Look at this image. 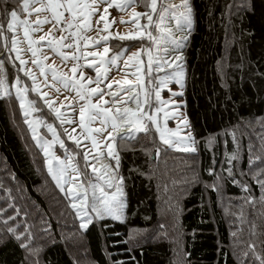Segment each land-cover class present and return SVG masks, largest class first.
<instances>
[{
	"label": "trees",
	"instance_id": "16d2710c",
	"mask_svg": "<svg viewBox=\"0 0 264 264\" xmlns=\"http://www.w3.org/2000/svg\"><path fill=\"white\" fill-rule=\"evenodd\" d=\"M22 1L0 2V13L5 7L19 10ZM164 1L157 0L154 17ZM150 2L135 0L136 8L141 4L140 10L150 12ZM188 4L191 30L181 49L180 100L198 153L185 156L186 179L177 170L180 153L166 149L153 130L118 136L123 218L94 219L82 231L68 194L44 168L18 101L5 95L0 264H174L177 247L185 264H264V174L257 169L264 162V0ZM181 9L174 8L175 15ZM9 19L0 14L3 51ZM255 117L258 123H252ZM153 153L158 157L152 159ZM216 180L222 190L210 187ZM221 197L236 205L227 215Z\"/></svg>",
	"mask_w": 264,
	"mask_h": 264
},
{
	"label": "rangeland",
	"instance_id": "374dc122",
	"mask_svg": "<svg viewBox=\"0 0 264 264\" xmlns=\"http://www.w3.org/2000/svg\"><path fill=\"white\" fill-rule=\"evenodd\" d=\"M58 2L65 3V0H58ZM76 2L93 4V0H76ZM182 2L183 0H165L155 17L150 8V12L140 10L141 1L138 10L135 0H108V3H96L94 7L97 10L86 20L81 13L87 14L92 11L91 8L75 9L77 13L75 17L61 8L57 11L64 12V15L57 24L52 10L47 7L49 0H36L34 3L30 0L27 11L17 10L16 21H12L9 16L8 23H13V28L9 29L7 23L6 31L10 34L3 42L5 50L3 51V47L1 49L0 46V98L11 95L18 101L19 111L25 119L30 137L35 140L43 155L44 168L59 190L68 194L69 208L76 216L77 222L79 221L82 231L86 230L94 219L108 217L117 222L122 220L125 195L122 191V182L120 178H117L114 146L118 136L130 139L143 132L136 131V128L140 126L137 123L138 119L148 129L153 130L166 149L177 150L180 153L177 170L183 178L187 177V170L185 172L182 170L189 160L186 157L191 158L198 153L180 100L185 74L184 55L181 49L191 30V24L180 13L173 15L174 7L171 6L181 5ZM108 4L113 6L109 7ZM35 8L44 10L36 12L33 11ZM165 8L168 11L165 12ZM181 8V13H185L186 10ZM136 13L151 15L152 22L149 23L146 16H137ZM161 16H163L162 22ZM45 18L48 20L47 23H36L38 19ZM68 22L73 25L71 29L67 27ZM84 24L89 26L85 27ZM25 29L28 30V36L24 34ZM33 29L37 30L33 31ZM161 29L170 30V32L161 31ZM148 33H151L155 39H149ZM42 36L45 37L44 40L40 39ZM61 37L67 39L61 40ZM104 37H107L106 41ZM121 37L124 38L121 39ZM65 43L72 44V47H63ZM105 48L109 49L107 53ZM61 53L68 59H64ZM118 53L119 58L113 61L112 57ZM136 53L138 55H133ZM73 56L78 59H72ZM7 62L12 72L10 81L5 69ZM89 65L95 67H89ZM73 67H76L75 74L72 72ZM97 68L100 70L99 88L103 90L104 95L102 99L99 93L93 95L91 102L99 103L102 108L109 109L110 117L107 124L101 123L103 116L89 122L88 115L98 109H86V128L82 131L79 126V111L86 101L80 100L71 86L65 87L60 80H54L52 69L70 81L73 78L80 80L86 88H96ZM81 73L83 80H81ZM89 78L92 81L91 84L88 83ZM109 84L111 88L108 87ZM17 89L20 91L18 92ZM157 92H159V99L156 96ZM44 93H47V97L43 95ZM46 99L54 102L52 108L45 103ZM56 109L60 110V116H57ZM125 109H129L136 115L132 116L129 113L125 117ZM149 115L154 117L155 123L147 119ZM112 116L116 117L119 127L116 132H113V139H106L107 132L112 131ZM125 118L131 123H125ZM61 120H71L74 123L61 124ZM252 121V123H258L257 117ZM263 122L264 120L260 121L261 126ZM48 125L55 129L57 137H53L52 132L48 131ZM258 125L255 126L256 130ZM98 127L106 128L107 131L102 134L87 131L88 128ZM73 128L76 129L73 135L80 141L79 145L64 133L65 129L71 132ZM161 131L164 132V138L170 140L171 144H165L160 139ZM189 136L191 139H188ZM92 138L96 139L99 147L93 146ZM60 141H63V147ZM107 143L112 145L111 150L114 156L108 155L109 149L105 146ZM193 147L196 149L195 152L184 150ZM45 148L48 149L47 154ZM156 156L158 157V154L153 153L152 159ZM60 161L64 163L61 164ZM259 164L257 169L264 170V162ZM93 167L96 171H93ZM54 175L59 178V183ZM109 184L112 187H109ZM117 186L120 188L119 192ZM210 187L222 190L219 181ZM101 189L105 194L104 199L113 211L111 213L101 211L98 215L92 211V206L95 203L98 209L101 208ZM224 199L225 197H221L219 202L224 206L223 214L227 215L236 205L232 198ZM73 204L76 207H73ZM173 259L174 264H185L179 247L176 248Z\"/></svg>",
	"mask_w": 264,
	"mask_h": 264
},
{
	"label": "snow or ice",
	"instance_id": "6c2138e0",
	"mask_svg": "<svg viewBox=\"0 0 264 264\" xmlns=\"http://www.w3.org/2000/svg\"><path fill=\"white\" fill-rule=\"evenodd\" d=\"M0 2H2L4 5H7L9 0H0ZM31 2H36V0H31ZM96 3H108V0H93V4H80L78 2H76V0H65V3H60L58 2H53V0H49V3L47 4V7L50 8L52 10V13H53V18L56 20L57 24L60 23L63 15H64V12H60V11H57L58 9H61L63 8L65 11L69 12L72 14L73 17L76 16V12L74 11L75 9H79V8H83V9H89L91 8L92 11L91 12H88L87 14L85 13H81V15H84L85 16V20L87 19L88 16L92 15L95 13V11L97 10L94 5ZM29 6H30V0H23V2L20 4V7H19V10L20 11H27L29 9ZM109 7L113 6L112 4H108ZM117 7H120V5H116ZM147 7H149L151 9L152 12H156L157 10V0H151V3L147 5ZM171 7H183L186 12L185 13H181L182 16H184V18L187 20V22L189 24H191V8L187 2V0H183L182 4L181 5H172ZM44 9L43 8H35L33 9V11H36V12H39V11H43ZM105 11H107V9H105ZM164 11H168L167 8L164 9ZM2 15H4L5 17L7 16H10L12 21H16L17 18H18V14H17V10L15 8H12V9H8L7 7L3 8L2 10V13H0ZM135 15L137 16H140V15H144L147 17L149 23L152 22V16L151 15H148L147 13H144V14H140V13H136ZM173 15H175V13H173ZM163 21V16H161V22ZM48 20L47 18H45L44 20H37L36 23L37 24H44V23H47ZM121 22H124V21H121ZM179 23V20L177 21ZM22 23H27V21H22ZM0 26H2V24H0ZM8 28L9 29H12L13 28V23H8ZM83 26L85 27H88L89 25L87 24H84ZM67 27L69 29H71L73 27L72 23L71 22H68L67 24ZM37 29H33V31H35ZM161 31H169L170 30H166V29H161ZM25 36H28V30L25 29ZM73 35H75V33H73ZM124 37H121V39H123ZM148 38L149 39H155L154 37H152L151 33H148ZM41 40H44L45 37L42 36L40 37ZM67 39L66 37H61V40H65ZM105 41L107 40V37H104L103 38ZM56 43H59L60 41H55ZM63 47H72V44H63ZM109 51V49L105 48V52L107 53ZM35 55V53H33ZM62 57L64 59H68L67 56H64L63 53H61ZM133 55H138V53L136 54H133ZM119 58V53L116 55V56H113L112 57V60L113 61H116L117 59ZM72 59H78V57L76 56H73ZM129 59H131V57H129ZM177 59H180V57H177ZM89 67H95L94 65H89ZM53 71V79L54 80H60L65 87H69L71 86L73 89H75V91L77 92V95L79 96V99L80 100H83V101H86V104L84 106H82L80 108V111H79V116H80V120H79V126L81 128V130L83 131L85 128H86V124H85V111L86 109H98L97 111H95L94 113H90L88 115V121L91 122L93 120H96L97 118L103 116L104 119L101 120V123L102 124H107L108 123V119L110 117V110L107 109V108H102L99 103L97 104H93L91 102V97L93 95H96L97 93L100 94L101 96V99L103 98V90L99 88V75H100V70L99 68L96 69L97 71V81H96V84H97V87L96 88H86L85 84L84 83H81L80 80H76V79H72L71 81L67 78V77H64L62 75H58L56 70L55 69H52ZM107 71V70H106ZM72 72L73 74L76 73V67H73L72 68ZM42 74H43V70H42ZM81 80H83V74L81 73ZM88 83L91 84L92 81L91 79L89 78L88 80ZM116 83H119V82H116ZM126 83H130V82H127ZM109 88H111V84L108 85ZM17 91L19 92L20 89H17ZM7 94V93H5ZM45 97H47V93H44L43 94ZM113 95H115V93H113ZM174 95H178V93H174ZM156 96H157V99H159V92L156 93ZM45 103L48 105L49 108H52L53 107V103L52 101H48L47 99L45 100ZM105 103H107L105 101ZM119 111V110H117ZM129 113L132 115V116H135L136 113L134 112H131L129 109H125V117H127L129 115ZM56 114L57 116H60L61 113H60V110L59 109H56ZM27 115V113H26ZM112 119V131L111 132H107V137L106 139H113V132H116L117 128L119 127V125L116 123V117L112 116L111 117ZM147 119L150 120V121H153L155 123V120H154V117L153 116H147ZM64 123H74V121H71V120H61V124H64ZM125 123H131V121L127 118H125ZM137 123L140 125L139 127L136 128V131H144L145 133L148 132V128L146 126H144L142 123H140L139 119L137 120ZM157 130L159 131V126H157ZM34 133H35V129L33 130ZM48 131L52 132L53 134V137H57V133L55 131V129L51 126V125H48ZM87 131L89 133L91 132H95V133H104L107 131L106 128H103V127H98V128H88ZM76 132V129L73 128L71 132H69L67 129L64 130V133L68 136L69 139H72V140H75V142L77 143V145L80 144V141L76 139V137L73 135V133ZM119 134V133H118ZM160 139L163 140V142L165 144H171V141L170 140H167L164 138V132L161 131L160 133ZM188 139H191V136L188 137ZM55 142V141H53ZM92 144L94 147H99L97 141L95 138H92ZM60 145L61 147H63V141H60ZM109 151H108V155L109 156H114V153L113 151L111 150L112 149V145L110 143H107L105 145ZM185 151H192V152H195L196 149L193 147V148H186L184 149ZM45 152L47 154L48 152V149L45 148ZM116 160H117V165L119 164V158L118 156L115 157ZM58 159V158H56ZM51 164V162H49ZM61 164H63L64 162L63 161H60ZM74 171H78L77 169H73ZM49 171L51 172L52 171V168L50 167L49 168ZM93 171H96L95 167H93ZM258 174H264V170H261V173H258ZM54 178H56L58 180V183H59V178L55 177L54 175ZM73 179H76L75 177H73ZM262 184H264V182H262ZM109 187H112L111 184L108 185ZM93 187L95 188V185H93ZM117 191L119 192L120 191V188L119 186H117ZM101 193H102V196L100 198V203H101V208L98 209L96 206H95V203L93 204L92 206V211L93 212H96L98 215L100 214L101 211H105V212H109L111 213L113 211V209L111 208V206H109L107 204V201L104 199V196L105 194L103 193V190L101 189ZM85 196H86V193H85ZM94 200H95V197H94ZM73 207H76L75 204H73ZM121 207H123V205H121ZM11 219V217H10ZM82 227H87V225H82ZM9 231H11V229H9ZM22 247H24L25 245H21Z\"/></svg>",
	"mask_w": 264,
	"mask_h": 264
}]
</instances>
